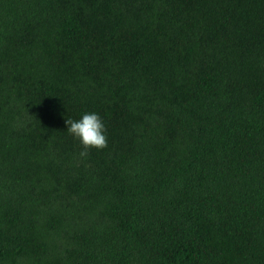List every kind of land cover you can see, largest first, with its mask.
<instances>
[{
    "label": "trees",
    "instance_id": "16d2710c",
    "mask_svg": "<svg viewBox=\"0 0 264 264\" xmlns=\"http://www.w3.org/2000/svg\"><path fill=\"white\" fill-rule=\"evenodd\" d=\"M0 264H264V0H0Z\"/></svg>",
    "mask_w": 264,
    "mask_h": 264
},
{
    "label": "clouds",
    "instance_id": "9594fccd",
    "mask_svg": "<svg viewBox=\"0 0 264 264\" xmlns=\"http://www.w3.org/2000/svg\"><path fill=\"white\" fill-rule=\"evenodd\" d=\"M64 123L66 131L81 145V157H85L91 148L103 149L107 145L106 125L98 112L85 110L78 118L69 116Z\"/></svg>",
    "mask_w": 264,
    "mask_h": 264
}]
</instances>
